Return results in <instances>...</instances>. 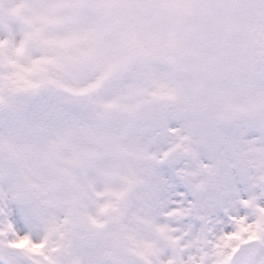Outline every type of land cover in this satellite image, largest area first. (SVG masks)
Masks as SVG:
<instances>
[{
  "label": "snow or ice",
  "instance_id": "obj_1",
  "mask_svg": "<svg viewBox=\"0 0 264 264\" xmlns=\"http://www.w3.org/2000/svg\"><path fill=\"white\" fill-rule=\"evenodd\" d=\"M0 264H264V0H0Z\"/></svg>",
  "mask_w": 264,
  "mask_h": 264
}]
</instances>
